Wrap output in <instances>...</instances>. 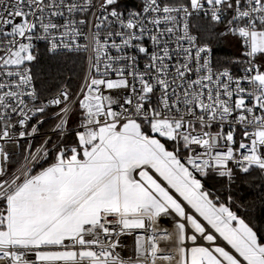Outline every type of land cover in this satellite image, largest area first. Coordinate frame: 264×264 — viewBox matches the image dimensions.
Instances as JSON below:
<instances>
[{
    "label": "snow or ice",
    "instance_id": "6c2138e0",
    "mask_svg": "<svg viewBox=\"0 0 264 264\" xmlns=\"http://www.w3.org/2000/svg\"><path fill=\"white\" fill-rule=\"evenodd\" d=\"M0 264H264V0H0Z\"/></svg>",
    "mask_w": 264,
    "mask_h": 264
}]
</instances>
